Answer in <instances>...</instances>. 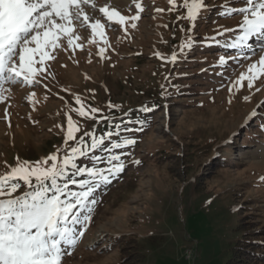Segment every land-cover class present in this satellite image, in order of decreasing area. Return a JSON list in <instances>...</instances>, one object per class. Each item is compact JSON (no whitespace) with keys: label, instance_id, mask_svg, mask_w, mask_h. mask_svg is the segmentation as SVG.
Returning a JSON list of instances; mask_svg holds the SVG:
<instances>
[{"label":"rangeland","instance_id":"rangeland-1","mask_svg":"<svg viewBox=\"0 0 264 264\" xmlns=\"http://www.w3.org/2000/svg\"><path fill=\"white\" fill-rule=\"evenodd\" d=\"M114 2L109 1L110 7L122 15L136 13L131 0ZM138 2L145 11L136 28L128 21L125 32L113 22L101 37L74 24L73 43L81 47L69 48L64 36L57 48L49 45L54 58L46 59L43 76L37 74L38 86L3 84L0 175L17 158L35 162L58 150L63 158L71 147L81 146V137L84 148L91 147L93 138L112 133L111 138L109 128L119 125L127 137L105 139L92 156L76 158L81 167L104 169L110 154L131 153L121 156L126 167L119 177L97 189L92 219L62 264H119L121 237L137 238L143 264H224L232 255L231 245L244 233L239 225L246 214L251 213L248 218L256 226H264V73L258 65L264 41L250 40V50L226 47L233 36L218 31L235 29L241 21L240 14L223 15L228 0H202L206 10L194 26L182 7L168 11L183 0H174L173 6L168 0ZM156 8L165 11L157 13ZM94 15L106 23L103 14ZM99 48L105 49L103 58ZM221 56L227 61L223 66ZM254 62L258 78L253 87L247 80L236 85ZM77 97L87 117L79 116ZM109 103L118 107L109 108ZM93 107L96 114L90 112ZM138 114L144 122L129 121ZM67 117L79 131L65 143ZM124 138L137 142L108 151V145ZM134 159L141 163H132ZM186 248L193 251L192 260L185 257Z\"/></svg>","mask_w":264,"mask_h":264},{"label":"snow or ice","instance_id":"snow-or-ice-1","mask_svg":"<svg viewBox=\"0 0 264 264\" xmlns=\"http://www.w3.org/2000/svg\"><path fill=\"white\" fill-rule=\"evenodd\" d=\"M168 3L173 6L174 0H168ZM228 4L229 10L223 15L231 17L233 14H240L241 21L235 29L224 28L223 31H218V35L232 34L233 38L226 47L250 50V40L255 38L264 41V0H228ZM233 4L242 6L232 7ZM132 5L136 13L126 17L115 7H110L109 0H105L104 5L99 7L94 0H0V88L3 84L17 83L38 86L41 80L36 78L37 74L43 76L46 73V59L54 58L49 54V45L53 49L57 48V41L64 36L67 37L69 48L81 47L73 43L74 24L87 27L92 34L101 37L104 36L103 29L112 27L113 22L125 32L128 21H131L132 28H136V21L141 19L145 8L138 0H131L129 7ZM179 7L186 10L187 19L193 26L199 13L206 10V4L202 0H183L182 5L169 7L168 11L172 12ZM155 11L161 13L165 10L156 8ZM97 12L103 14L106 23L96 18L94 13ZM177 19L181 17L177 16ZM191 30L192 26L189 31ZM30 44L35 47H30ZM260 50L264 52V46ZM104 51V48L98 49L101 58ZM156 55L161 56L160 53ZM37 56L39 60H36ZM176 59L174 53L171 60L174 63ZM226 62L225 57L221 56L220 65L223 66ZM36 64L40 67H35ZM258 65L259 72L264 73V55L259 57ZM258 65L254 62L249 67V75L241 74L235 84L242 87L247 80V86L251 89L253 81L258 78V73L253 71ZM231 91L232 87L229 86V92ZM2 99L0 96V100ZM244 99L247 101L248 98ZM75 102L81 105L79 97ZM108 107L118 106L109 103ZM98 111L95 107L90 109L92 114ZM77 112L80 117L88 116L82 105L77 108ZM254 116L255 111L249 118ZM4 119L8 120L7 109ZM66 120L65 143L74 140L73 133L79 131L73 126L70 117ZM115 127L119 128V125ZM111 135L112 133H106L99 139L93 138L91 148L101 147ZM136 142L133 138H124L113 143L108 151L111 153L112 149L128 148ZM80 145L71 147L63 158L60 157L59 150L35 162H21L17 158L16 163L9 166V172L0 175V264H62L63 257L71 255L84 236L92 219L93 206L98 203L97 189L111 184L113 179L119 177L126 167L121 156L131 153L110 154L104 162L108 167L104 169L95 166L81 167L76 158L85 155L83 137L80 138ZM132 163L140 164L141 161L134 159ZM69 168L72 169L71 173ZM84 175L88 179L73 178ZM261 179L264 180V177ZM72 186L79 190H73ZM21 187L25 190L18 194Z\"/></svg>","mask_w":264,"mask_h":264},{"label":"trees","instance_id":"trees-1","mask_svg":"<svg viewBox=\"0 0 264 264\" xmlns=\"http://www.w3.org/2000/svg\"><path fill=\"white\" fill-rule=\"evenodd\" d=\"M145 112V111H144ZM146 115V114H144ZM132 123L140 124L144 122L141 114L135 115V118L129 120ZM121 124V123H120ZM144 129V126H142ZM108 128V127H107ZM115 126L109 129L114 132L111 137L114 141L118 136L123 135V132ZM125 128H128L125 126ZM131 128V127H130ZM106 129V128H104ZM102 134V131H101ZM103 135V134H102ZM101 138V137H100ZM110 137L107 138L111 139ZM113 142V141H109ZM102 147V146H101ZM85 154L92 156L94 151L91 147L85 149ZM108 159V158H107ZM71 173V171H69ZM200 179L195 183L196 190L200 189ZM246 214L243 217V221L240 223L239 228L243 227V234L232 245V255L224 264H263L264 263V226L260 224L256 226L254 221L248 218ZM124 242V246L121 250L119 257V264H143V252L142 245L136 237H121Z\"/></svg>","mask_w":264,"mask_h":264},{"label":"built area","instance_id":"built-area-1","mask_svg":"<svg viewBox=\"0 0 264 264\" xmlns=\"http://www.w3.org/2000/svg\"><path fill=\"white\" fill-rule=\"evenodd\" d=\"M185 253H186V257H187V258H190L191 255H192V251L189 250V249H187V250L185 251Z\"/></svg>","mask_w":264,"mask_h":264},{"label":"bare ground","instance_id":"bare-ground-1","mask_svg":"<svg viewBox=\"0 0 264 264\" xmlns=\"http://www.w3.org/2000/svg\"><path fill=\"white\" fill-rule=\"evenodd\" d=\"M111 3H113L114 2V0H109ZM115 3V2H114ZM97 5H98V7L99 6H103L104 5V3H97Z\"/></svg>","mask_w":264,"mask_h":264}]
</instances>
